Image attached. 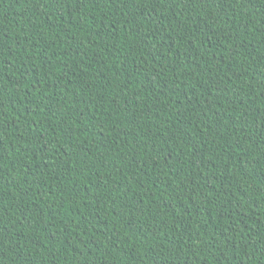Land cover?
<instances>
[{
  "label": "trees",
  "instance_id": "16d2710c",
  "mask_svg": "<svg viewBox=\"0 0 264 264\" xmlns=\"http://www.w3.org/2000/svg\"><path fill=\"white\" fill-rule=\"evenodd\" d=\"M0 264H264V0H0Z\"/></svg>",
  "mask_w": 264,
  "mask_h": 264
}]
</instances>
